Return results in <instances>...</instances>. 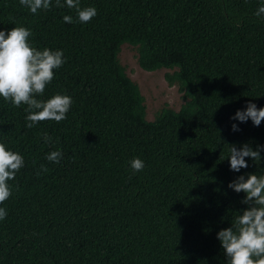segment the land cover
I'll return each instance as SVG.
<instances>
[{"label": "trees", "instance_id": "1", "mask_svg": "<svg viewBox=\"0 0 264 264\" xmlns=\"http://www.w3.org/2000/svg\"><path fill=\"white\" fill-rule=\"evenodd\" d=\"M55 3L34 15L0 0V31L24 27L32 47L64 54L35 98H72L66 119L28 128L27 105L0 97V143L24 160L0 204V264H227L217 233L248 207L228 184L264 174V150L240 172L227 160V145L264 146V120L230 119L264 107V0H80L97 9L86 23ZM125 51L142 71H168L178 110L147 119Z\"/></svg>", "mask_w": 264, "mask_h": 264}, {"label": "clouds", "instance_id": "2", "mask_svg": "<svg viewBox=\"0 0 264 264\" xmlns=\"http://www.w3.org/2000/svg\"><path fill=\"white\" fill-rule=\"evenodd\" d=\"M19 3L28 8L32 14L39 10H49L52 0H19ZM56 7L67 6L74 9L79 22H89L98 13L95 7L81 8L80 0H56ZM264 14V3L258 7L255 15ZM66 23H72L69 15L63 17ZM32 35L30 30L24 27H14L10 31H0V97L13 106L27 105L28 113L26 127L32 128L37 122L52 120L61 122L66 119V113L72 105V98L67 95L56 94L47 101L36 99V95H42L54 78V70L60 68L65 60L62 51H52L48 48L37 50L29 43ZM141 70V69H140ZM145 72V71H144ZM230 119L241 123L252 121L253 126H260L264 120V107L257 108L254 103H248L246 110H237ZM232 131H239L236 124L232 125ZM51 137L44 134L45 143L51 141ZM227 145V144H225ZM228 146V163L230 170L240 172L248 167L245 158L260 162V152L264 146H257L253 150L245 143L239 149L236 145ZM63 157L61 150L47 154L46 159L53 163H59ZM24 166L23 157L13 151L6 150L0 143V204H3L11 195V188L7 181L13 180L16 173ZM130 166L135 172L144 168L143 160L134 158ZM41 171H48L41 166ZM228 188L236 193H244L242 204L247 205L246 210L235 215L230 228L217 233L227 264H264V174H247L238 176L228 184ZM7 210L0 208V220L5 219Z\"/></svg>", "mask_w": 264, "mask_h": 264}, {"label": "rangeland", "instance_id": "3", "mask_svg": "<svg viewBox=\"0 0 264 264\" xmlns=\"http://www.w3.org/2000/svg\"><path fill=\"white\" fill-rule=\"evenodd\" d=\"M127 65L126 72L132 81L137 82L139 90L145 97V108L147 119L151 120L155 110L161 108L165 103L173 110H178L183 103L182 94L176 85H168L164 78L167 70L155 72H144L136 65V58L125 51L122 63Z\"/></svg>", "mask_w": 264, "mask_h": 264}]
</instances>
